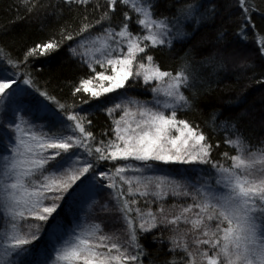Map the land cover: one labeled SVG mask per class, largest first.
<instances>
[{
	"label": "snow or ice",
	"instance_id": "snow-or-ice-1",
	"mask_svg": "<svg viewBox=\"0 0 264 264\" xmlns=\"http://www.w3.org/2000/svg\"><path fill=\"white\" fill-rule=\"evenodd\" d=\"M23 3L29 13L43 11L44 19L53 15L59 23L68 13L71 20L22 56L0 44V264H144L145 258L149 264H264V142L251 145L239 116L217 123L222 113L214 111L207 123L214 132H231L224 143L234 149L214 159L219 143L179 118L242 50L227 39L221 16L210 56L197 61L189 48L175 71L157 59L215 22L221 0H166L172 15L158 11L162 0ZM238 7L233 35L247 42L251 29L260 61L245 57L241 67H258L256 83L264 88L256 5L238 0ZM64 47L88 70L78 83L67 82L78 103L61 102L32 70L40 57ZM149 93L151 99L141 98ZM97 113L111 121L99 132L93 131ZM65 200L87 202L66 231L58 211ZM109 224L121 227L106 231ZM163 230L170 258L158 260L162 249L154 254L144 240L159 231L151 242L162 245ZM33 249L40 258L24 260Z\"/></svg>",
	"mask_w": 264,
	"mask_h": 264
},
{
	"label": "trees",
	"instance_id": "trees-1",
	"mask_svg": "<svg viewBox=\"0 0 264 264\" xmlns=\"http://www.w3.org/2000/svg\"><path fill=\"white\" fill-rule=\"evenodd\" d=\"M180 2L182 3L183 0H180ZM221 2L225 7L221 9V15L217 17L215 22H206L182 45L177 43L176 48L180 49V51H173L171 53L165 51L157 56L158 61L164 68L173 71L179 67L182 62L180 57L189 48H192V56L197 61L210 56L217 50L211 45L215 41L216 28L221 23V16L223 17L224 26L229 31L227 39L235 41L238 48L242 50L240 57L228 60L225 68L218 73L219 82H216V77H213L211 90L202 91L196 101V107L191 111L179 114V118H186L190 122L199 125L200 129L212 138L211 142L213 144L219 143L220 147L213 152L214 159L219 158L223 152H228L229 155L234 154V149L224 143L225 136H232L233 134L223 130L214 132L209 123H207L210 121L211 114L214 111L222 113L217 118V123L230 115L239 116L240 130L248 138V142L251 145L260 146L261 142H264V88H261L256 83L257 80L261 79L262 73L258 67L255 69L241 67V60L245 57L250 61L255 60L256 64L260 63L257 44L253 38L254 33L251 29L249 30V40L247 42L240 41L238 37H235L233 34L236 32L240 14L238 0H221ZM51 3H56V0H51ZM254 3L258 14H254L252 19L256 25V31L264 33V15L259 14L264 13V0H254ZM164 4H166V0H162L158 11L163 15H172L175 9L168 11ZM229 5L231 7H228ZM49 11H51V5H49ZM124 11H128L133 21H135V14L129 8H124ZM44 15L43 11L39 15L35 12L29 13L26 11L23 0H0V44L5 45L13 55L22 56L23 52L32 46V44L41 39H47L53 31H58L64 20H71V14L68 13H65L64 20H61L59 23L55 22L53 15H49L47 19H44ZM42 24L44 25L43 28L41 27ZM188 30L191 31L192 26H189ZM32 70L41 85L48 82L47 90L55 95L57 99H60L61 102L67 101L68 103H72L75 99L78 103V99L72 97V89L68 86L67 82L78 83L80 76L88 70L86 67L80 66L78 60L70 55L67 47L53 53L50 57H40L32 64ZM207 70L210 72L211 68ZM254 71L255 75H253ZM140 91L138 89L131 94L138 95ZM141 98L151 99V94L149 93L146 97L141 96ZM25 99L26 101H31L33 104L35 103L32 97H26ZM39 99L43 98L39 97ZM84 107L87 108V105ZM93 119L94 123L98 125L93 129L95 132H99L111 123L110 119H106L100 113H97ZM167 202L171 204L182 201L169 199ZM81 205L82 203L70 202L69 200H65L62 203L58 211L60 213L59 219H61L65 230L73 224L74 217L80 211ZM54 223L55 220H50L49 227ZM120 227V224H109L105 230L112 231ZM163 232L164 243L162 245L151 242V235H159V231H154L144 240L149 250L154 254L158 248L162 249L161 254L157 257L158 260L170 258V256L164 255L169 247L167 243L169 232L167 230H163ZM41 244L47 245L46 234ZM45 253H48L47 248L45 249ZM39 258V252L33 249L32 254L25 256L23 259L31 262ZM144 264H149L148 258H145Z\"/></svg>",
	"mask_w": 264,
	"mask_h": 264
},
{
	"label": "rangeland",
	"instance_id": "rangeland-1",
	"mask_svg": "<svg viewBox=\"0 0 264 264\" xmlns=\"http://www.w3.org/2000/svg\"><path fill=\"white\" fill-rule=\"evenodd\" d=\"M86 208H87V202L82 203L81 209L78 212V214L74 217L73 223L78 222V219H79L80 215L82 214V211L86 210ZM45 254H48V253H45Z\"/></svg>",
	"mask_w": 264,
	"mask_h": 264
}]
</instances>
